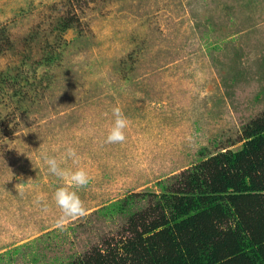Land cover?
<instances>
[{
    "label": "rangeland",
    "instance_id": "rangeland-1",
    "mask_svg": "<svg viewBox=\"0 0 264 264\" xmlns=\"http://www.w3.org/2000/svg\"><path fill=\"white\" fill-rule=\"evenodd\" d=\"M5 78L0 264H63L123 236L128 214L111 205L142 211L158 184L240 146L264 112V0H0ZM114 107L129 121L119 144L106 142ZM45 156L88 185L50 174ZM60 187L86 208L62 227Z\"/></svg>",
    "mask_w": 264,
    "mask_h": 264
},
{
    "label": "trees",
    "instance_id": "trees-1",
    "mask_svg": "<svg viewBox=\"0 0 264 264\" xmlns=\"http://www.w3.org/2000/svg\"><path fill=\"white\" fill-rule=\"evenodd\" d=\"M239 142L158 184L142 211L131 200L111 205L128 214L123 236L63 264H264V112L242 126Z\"/></svg>",
    "mask_w": 264,
    "mask_h": 264
},
{
    "label": "clouds",
    "instance_id": "clouds-1",
    "mask_svg": "<svg viewBox=\"0 0 264 264\" xmlns=\"http://www.w3.org/2000/svg\"><path fill=\"white\" fill-rule=\"evenodd\" d=\"M112 115L114 121L109 129L106 142L109 144L123 143L126 140L125 130L129 125V121L119 107L112 109ZM66 157L72 159L74 162L79 160L76 150L71 147L66 150ZM44 164L47 166V171L50 174L66 181L74 188H84L89 183V175L83 168H78L75 171L62 168L57 159L50 156L44 157ZM53 199L61 213L58 226L62 227L65 220L86 215L85 205L75 191H70L66 187H60L54 193Z\"/></svg>",
    "mask_w": 264,
    "mask_h": 264
}]
</instances>
